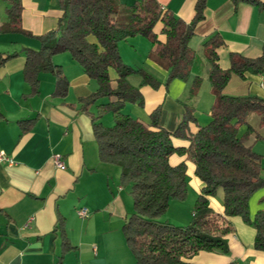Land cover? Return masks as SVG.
<instances>
[{"label":"crops","instance_id":"1","mask_svg":"<svg viewBox=\"0 0 264 264\" xmlns=\"http://www.w3.org/2000/svg\"><path fill=\"white\" fill-rule=\"evenodd\" d=\"M0 1L6 4V10L7 2ZM136 1L117 0L119 18L123 22L128 21L130 7ZM158 1L186 22L195 15L197 0ZM22 3V27L33 36L0 33V53L3 56L13 54L0 67V152L11 159V162H0V264H57L61 253V216L65 217L64 229L75 246L72 251L78 258L75 264H131L127 246L119 235L122 225L118 227V220L124 224L130 215L126 194L118 185L121 168L101 162L93 122L81 109L80 98L94 93L98 82L69 53H59L53 56V61L62 66L69 79L68 94L65 97L55 95L56 76L50 72L40 73L39 92L30 94L31 87L23 72L24 49L41 47L37 36L57 29L61 9L59 0H22ZM205 12V19L197 25L190 41L202 65L188 81L174 79L166 85L169 72L150 58L153 45L148 38L137 35L119 43L126 64L146 69L162 83L159 88L141 87L144 104L128 102L125 112L150 122L152 112L161 106V126L174 131L188 104L195 109L197 123L191 124L193 131L211 122V107L216 96L208 79L210 64L205 56L204 42L215 32L221 34L225 44L217 52L224 69L231 66V53L249 58L260 56L264 43V5L245 0H207ZM4 20L3 23L7 15ZM161 28L159 24L157 31ZM160 38L164 40L165 36L160 34ZM110 74L114 79L118 77L115 69H111ZM197 74L202 77V85L195 96H190ZM134 76L130 78L132 83ZM138 80L133 84L139 85ZM224 93L264 98V75L247 72L242 78L233 74ZM31 120L32 124L26 123ZM23 125L29 128L24 131ZM246 130L247 126H242L240 134ZM173 143L185 149L190 144L181 138H174ZM56 155L61 157L64 167L56 165ZM170 163L173 166L185 163L188 178L187 199L172 200L168 210L175 203H187L188 209L180 207L178 217L171 220L189 224L203 184L187 152L172 154ZM72 200H83L81 208L87 206L89 210L86 217L77 212L81 219H86L80 221L77 229L71 224ZM210 205L217 215L224 216L223 197H218V193L210 197ZM92 209L99 211L94 217ZM101 211L107 213L110 223L104 229L98 219ZM259 211L264 212V187L249 199L251 222ZM163 217L162 220L169 221ZM251 222L239 216L228 218L225 223L228 231L224 235L227 252L220 249L200 251L178 264H264V251L255 248L256 228Z\"/></svg>","mask_w":264,"mask_h":264},{"label":"trees","instance_id":"2","mask_svg":"<svg viewBox=\"0 0 264 264\" xmlns=\"http://www.w3.org/2000/svg\"><path fill=\"white\" fill-rule=\"evenodd\" d=\"M5 1L7 21L0 25V33L29 34L22 27V0ZM245 1L264 5L261 0ZM59 7L57 29L37 36L41 41L39 49H24V78L31 87L30 94L35 95L39 92L40 73H53L56 76L54 93L65 97L70 82L53 56L69 53L98 82L94 93L80 98L81 109L93 122L101 162L118 165L122 184L130 186L134 211L126 218L123 231L135 264H178L200 251L227 252L226 221L239 216L251 222L249 199L264 187L261 175L264 156L249 142L254 132L257 138L262 136L248 120L251 113H257L260 124H264V98L228 95L224 88L233 74L242 78L247 72L264 75V43L262 54L256 58L231 53V66L224 69L217 52L225 44L224 39L219 32L208 37L203 47L210 64L208 79L216 96L211 108L212 120L193 131L195 109L185 104V113L175 130L170 131L160 124L161 106L152 112L150 122L125 112L128 102L144 104L141 87L159 88L162 83L146 69L126 64L119 43L137 35L148 38L153 45L150 58L169 72L166 85L174 79L188 81L202 65L190 41L197 25L206 17L207 0L196 1L195 15L190 22L165 9L158 0L136 1L130 7L127 22L119 18L117 0H59ZM159 24L162 28L158 32ZM160 34L165 36L164 40ZM11 56L13 54L0 53V67ZM111 69L117 71V78H112ZM133 75L140 79L137 86L130 80ZM201 84L202 77L197 74L191 96L198 93ZM108 113L113 115L111 126L103 121ZM26 123L32 124L33 120ZM244 125L247 130L241 136L239 130ZM28 128L23 125L24 131ZM174 138L188 140V148L176 147ZM184 152L194 161L196 175L203 185L191 222L177 225L161 217L172 200L187 198L186 164L173 166L170 163L172 154ZM220 188L224 191V216L217 215L210 205V197L216 196ZM251 223L256 228L255 248L264 251V212L259 211ZM65 224V217H59L62 230L57 264H63L65 256L75 249L66 234Z\"/></svg>","mask_w":264,"mask_h":264},{"label":"rangeland","instance_id":"3","mask_svg":"<svg viewBox=\"0 0 264 264\" xmlns=\"http://www.w3.org/2000/svg\"><path fill=\"white\" fill-rule=\"evenodd\" d=\"M2 4V6L0 5V23H3L5 20V17H6V10H5V7H6V4L3 2V1H0ZM134 76V75H133ZM138 76H134V78H132V81L133 83H137L139 80H138ZM202 85V84H201ZM201 88V87H200ZM191 96V95H190ZM213 106V105H212ZM212 108V107H211ZM248 120L250 122V124H252V126H254V128L256 129V131L261 134L262 138H257V133L254 132L250 137H249V141H251V144H253V147H254V150L258 153H262L264 154V124H260V116L257 114V113H252L249 115L248 117ZM103 121L105 123V125L107 126H111L113 124V115L111 113H108L106 115L103 116ZM197 123V122H196ZM246 132V131H245ZM244 132V133H245ZM244 133L240 134V131H239V135L243 136ZM264 166V164H263ZM262 177H264V169L262 171ZM118 185H121L123 187V192L124 194H126V205L128 207V211L129 213H133V210H134V200H133V196L131 194V189H130V186L127 185V184H122L121 182V178H120V182ZM223 194H224V191L222 188H220L218 190V197L222 198L223 197ZM188 196V195H187ZM187 199V198H186ZM185 199V200H186ZM71 202V214H72V217H71V224L73 225V227L75 229L78 228L79 224H80V221L83 220V221H86V219H81L77 212H78V209L81 208V205L83 204V200H72L70 201ZM174 204V203H173ZM187 203H175V205L172 206L171 209H169L165 214H164V217L163 218H168L170 222H173L171 219L172 218H176L178 217V212H179V208L182 207L184 209H188L187 207ZM85 207V206H83ZM87 207V206H86ZM89 208V207H88ZM90 209V208H89ZM93 211L94 215L93 217L99 213V211H95V210H91ZM98 219H100V222H101V225L103 227V229L105 228V226H109L110 223L108 222V215L106 212L104 211H101L100 214L98 215ZM105 221H107L106 223H104ZM180 222L179 223H182L183 225H186L184 223L186 222H182V220H179ZM82 222V221H81ZM174 223V222H173ZM179 223H174V224H177V225H181ZM114 224V222L112 223ZM188 224V222H187ZM120 225H122V232L119 234L120 235V238L122 239V242H124L126 244V249H127V252L129 254V259L128 261L131 263V264H135V257L133 255V253L131 252L130 248L128 247V244H127V241H126V237H125V233L123 231V221H121L120 219L118 220V227H120ZM77 226V228H76ZM98 223H97V226L96 228L98 227ZM120 232V231H119ZM112 235H115V234H112ZM109 241V239H108ZM78 260L76 254L74 252H70L69 254H67L65 256V259L63 260L64 264H67V262L69 264H75L76 261Z\"/></svg>","mask_w":264,"mask_h":264},{"label":"built area","instance_id":"4","mask_svg":"<svg viewBox=\"0 0 264 264\" xmlns=\"http://www.w3.org/2000/svg\"><path fill=\"white\" fill-rule=\"evenodd\" d=\"M7 161L11 162V159L3 152H0V162H7ZM55 163L58 167H64V162L59 155L55 156ZM78 214L81 217H86L89 214V210L86 207H83L78 210Z\"/></svg>","mask_w":264,"mask_h":264}]
</instances>
